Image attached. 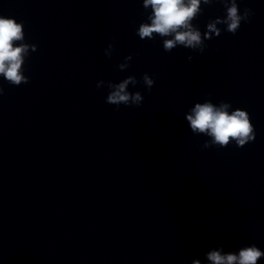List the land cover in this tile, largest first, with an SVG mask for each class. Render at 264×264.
Wrapping results in <instances>:
<instances>
[{"label":"clouds","instance_id":"obj_1","mask_svg":"<svg viewBox=\"0 0 264 264\" xmlns=\"http://www.w3.org/2000/svg\"><path fill=\"white\" fill-rule=\"evenodd\" d=\"M214 3L223 4L226 14L209 20L206 31L202 33L193 22L203 14L205 6ZM143 8L145 11L151 9V12L147 16V21L140 23L136 34L141 40H153L159 36L165 52L182 46L203 53L208 47L205 40L213 39V34L216 37L221 35L222 29L217 25H225L223 30L235 35L240 30L241 23L249 22L250 16L253 15L249 8H245L241 13L237 0H143ZM114 46L115 37L104 50L108 58H111ZM30 50L35 52L37 46L25 42L24 22L0 15V77L9 85L18 87L29 83V77L24 75L23 65ZM192 59V56H188L189 61ZM131 60L130 54L117 66L118 69L120 71L128 69ZM142 82L149 92L155 84V80L148 73L143 74ZM137 83L136 77L130 75L119 83L100 80L96 87L99 89L107 86L109 92L106 103L115 105V110L119 111L121 104L136 107L142 104L144 97L139 91L135 93L128 91L130 84L135 86ZM3 94L4 89L0 86V96ZM231 107L230 103L224 101L217 105L211 100H205L203 103H195L188 111L186 121L191 132L210 138L204 142L202 150L212 146L225 148L233 142L237 147L243 148L255 140V128L249 113L241 108L230 111ZM262 257L264 251L255 244L242 247L238 252H224L220 247L206 253V259L210 264H258ZM191 264H201V260L193 259Z\"/></svg>","mask_w":264,"mask_h":264}]
</instances>
